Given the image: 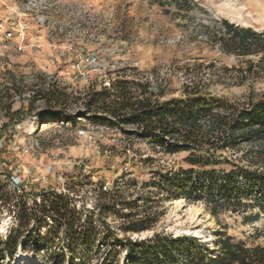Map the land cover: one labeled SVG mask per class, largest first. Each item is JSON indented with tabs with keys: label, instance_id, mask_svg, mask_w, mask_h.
<instances>
[{
	"label": "rangeland",
	"instance_id": "374dc122",
	"mask_svg": "<svg viewBox=\"0 0 264 264\" xmlns=\"http://www.w3.org/2000/svg\"><path fill=\"white\" fill-rule=\"evenodd\" d=\"M220 19L262 30L264 0H0V238L17 228L14 204L22 191L36 196L73 188L77 206L87 209L103 201L101 185L106 191L121 188L128 199L146 196L148 190H153V200L160 198L156 189L144 186L155 170L187 168L186 154L167 155L145 140L91 123L82 98L89 88L99 89L120 75L148 82L150 91L163 93L161 99L179 97L190 83L186 69L193 81L202 78L213 95L235 102H243L251 91L259 96L263 80L241 81L239 72H224L221 66H235L237 59L198 42ZM9 31L14 36L7 39ZM196 62L204 64L201 72L193 69ZM211 62L214 68L207 67ZM51 83L79 97L67 109L75 115V125L50 119L42 99L30 106L33 91ZM6 88L12 96L10 111ZM175 200L138 201L139 210L156 214L157 221L150 230L127 236H192L210 248L211 257L217 254L216 230L264 245V216L253 222L243 219L257 212V206L212 216L202 199ZM191 205L198 209L190 210ZM48 254L44 248L19 246L2 264H50ZM123 257L121 252L118 264ZM99 261L97 257L90 264Z\"/></svg>",
	"mask_w": 264,
	"mask_h": 264
},
{
	"label": "trees",
	"instance_id": "16d2710c",
	"mask_svg": "<svg viewBox=\"0 0 264 264\" xmlns=\"http://www.w3.org/2000/svg\"><path fill=\"white\" fill-rule=\"evenodd\" d=\"M209 30L198 42L238 61L230 68L221 66L224 72H239L241 81H264V29L220 19ZM203 66L196 62L193 69L201 72ZM207 67L214 68L215 63ZM184 74L190 83L183 85L179 97L161 99L163 93L150 91L148 82L142 84L120 75L99 89L89 88L82 98L91 123L145 140L153 150L167 155L186 154L183 161L187 168L155 170L151 182L144 186L156 189L160 198L153 200V190H148L146 196L128 199L121 188L106 191L101 185L103 201L87 209L77 206L73 188L42 191L36 196L22 191L14 204L18 207L17 228L0 238V264L24 245L49 250L50 264H90L97 257L99 264H118L121 252L122 264H264V245L236 239L226 231H215L213 247L217 254L213 257L210 248L192 236L165 232L145 239L127 236L150 230L157 221L156 214L139 210L140 200L202 199L212 216L227 210L244 213L255 205L257 212L243 216L244 221L264 216V92L256 97L251 91L243 102H235L213 95L202 78L193 81L188 69ZM4 94L10 111L8 88ZM37 99H42L50 119L75 125L76 117L67 109L70 101L79 97L66 88L51 83L33 91L30 106ZM244 161L248 164H241ZM109 218L119 223L113 226ZM116 230L124 236L118 237Z\"/></svg>",
	"mask_w": 264,
	"mask_h": 264
},
{
	"label": "bare ground",
	"instance_id": "6f19581e",
	"mask_svg": "<svg viewBox=\"0 0 264 264\" xmlns=\"http://www.w3.org/2000/svg\"><path fill=\"white\" fill-rule=\"evenodd\" d=\"M53 124H54V123H53ZM182 201H183L182 199H177V200H175L174 202L177 203V204H181ZM189 209H190V210H197L198 208H197L196 206H194V205H191V206L189 207ZM186 232H188V231H186ZM194 233L198 235L199 232H198V231H194ZM18 264H20V263H18Z\"/></svg>",
	"mask_w": 264,
	"mask_h": 264
},
{
	"label": "built area",
	"instance_id": "2783aa9c",
	"mask_svg": "<svg viewBox=\"0 0 264 264\" xmlns=\"http://www.w3.org/2000/svg\"><path fill=\"white\" fill-rule=\"evenodd\" d=\"M14 36V33L9 31V32H6V38L9 39L10 37Z\"/></svg>",
	"mask_w": 264,
	"mask_h": 264
},
{
	"label": "water",
	"instance_id": "95a60500",
	"mask_svg": "<svg viewBox=\"0 0 264 264\" xmlns=\"http://www.w3.org/2000/svg\"><path fill=\"white\" fill-rule=\"evenodd\" d=\"M139 239H144V237H141V238H139Z\"/></svg>",
	"mask_w": 264,
	"mask_h": 264
}]
</instances>
